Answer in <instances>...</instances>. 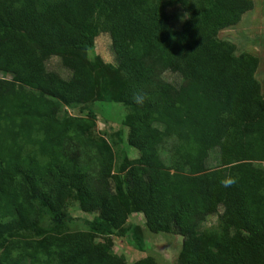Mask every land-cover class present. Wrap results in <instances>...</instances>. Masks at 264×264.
<instances>
[{"label":"trees","instance_id":"trees-1","mask_svg":"<svg viewBox=\"0 0 264 264\" xmlns=\"http://www.w3.org/2000/svg\"><path fill=\"white\" fill-rule=\"evenodd\" d=\"M99 7L120 78L103 80L102 95L130 109L127 146L139 155L122 163L120 190L149 232L181 237L184 264H264L258 61L217 37L252 0H0V264H125L92 232L58 228L73 195L117 231L127 220L114 152L88 136L96 114L60 117L94 100L85 54ZM56 48L71 78L47 69L41 50ZM43 211L57 232L39 228ZM211 216L223 233L202 231ZM27 231L36 238L18 236Z\"/></svg>","mask_w":264,"mask_h":264},{"label":"rangeland","instance_id":"rangeland-1","mask_svg":"<svg viewBox=\"0 0 264 264\" xmlns=\"http://www.w3.org/2000/svg\"><path fill=\"white\" fill-rule=\"evenodd\" d=\"M252 1V9L244 13L238 23L221 30L217 37L230 44L236 56L249 54L257 59L256 78L261 84V95L264 98V0ZM102 19L103 9L99 7L90 22L94 45L85 54L86 63L97 84L94 100L75 108H65L60 113V117H85L89 111L96 114L95 126L88 136L92 139L105 140L114 152V168L110 176V184L114 192L122 195L121 202L126 210L127 220L117 231L96 212H83L77 196L73 195L68 200L58 228L62 232H92L95 242H110L112 253L121 256L125 264H133L145 257L154 259L158 264H184L179 258L181 237L149 232L143 215L134 210L118 186V181L122 177V163L126 159L134 160L139 155L137 150L127 146L125 122L130 109L116 102L114 95L109 102H105L102 95L106 90L103 80L111 86L113 80L120 79L117 77L119 74H114L116 65L111 52V40L109 35L102 31ZM37 48L41 49L38 46ZM41 51L45 54L48 70L57 72L65 78L72 77V73L60 65V59L67 55L64 48ZM165 77L170 82L177 81L176 76L172 74L166 73ZM38 226L45 233L58 231L56 223L46 211H43ZM202 231L204 233L224 232L216 216L208 217L203 222ZM18 236L36 238V234L32 231L20 232Z\"/></svg>","mask_w":264,"mask_h":264}]
</instances>
